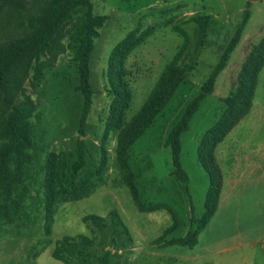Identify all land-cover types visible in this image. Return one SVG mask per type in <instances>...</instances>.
Returning a JSON list of instances; mask_svg holds the SVG:
<instances>
[{"label":"rangeland","instance_id":"obj_1","mask_svg":"<svg viewBox=\"0 0 264 264\" xmlns=\"http://www.w3.org/2000/svg\"><path fill=\"white\" fill-rule=\"evenodd\" d=\"M10 1H0V28H6L2 42L23 38L29 32L28 20L37 14L33 0H26V10L12 18ZM90 8L93 15L104 16L105 21L89 54L91 96L85 115L78 67L69 41L77 24L75 17L52 36L49 43L57 51H45L30 62L19 60L12 69V83L0 91V119L25 98L33 105L28 119L33 141L27 166L29 188L33 187L27 199L25 195L19 213L13 209V200L0 198V264H96L106 251L110 253L109 264H263L260 247L264 236V67L258 75L250 112L214 150L224 181L215 214L194 247L164 244L197 226V222L190 223L189 199L195 221L203 213L208 177L197 161L198 146L233 97L247 55L264 38V0H91ZM245 12L248 18L238 43L215 78L212 93L201 101L188 130L180 137L181 167L188 176L185 190L171 174L167 135L186 105L199 94L241 26ZM197 15L210 17L201 43H197L196 26L190 21ZM174 26L182 29L189 40L182 63L187 67V79L130 148L127 158L143 206L165 204L177 218L175 231L158 240L171 225V219L164 210H136L115 159L117 133L106 131L104 126L112 100L108 93V66L114 49L124 40L132 42L153 29L123 63V77L132 94L126 112L129 120L182 43L183 36L172 29ZM24 69L27 75L21 81ZM78 141L84 143L87 153L80 171L83 174L92 172L90 162L99 163L102 149L105 151L103 177L90 196L65 202H59L58 196L50 235L44 236L45 204L40 186L47 177L59 176L66 163L72 165L77 161ZM112 210L121 224L110 215ZM90 214L105 220L84 222L83 217ZM76 235L92 241L85 254L65 252L67 263L53 259L55 242ZM255 241L258 242L252 247Z\"/></svg>","mask_w":264,"mask_h":264},{"label":"trees","instance_id":"obj_2","mask_svg":"<svg viewBox=\"0 0 264 264\" xmlns=\"http://www.w3.org/2000/svg\"><path fill=\"white\" fill-rule=\"evenodd\" d=\"M90 1L45 0L41 3L38 0H33L32 5L37 14L27 22L29 32L25 33L21 39L8 40L7 42L0 41V91H3L12 83V69L19 60L23 59L26 62H30L33 59H38L45 51H52V53L57 51L58 48L54 44L49 43L52 36L63 24L75 17L77 24L70 34L69 41L74 61L78 67L79 88L84 100L83 115H85L91 96L88 68L89 54L93 39L105 21L104 16L91 13ZM9 4L13 12L12 18L14 15L26 10V0H11ZM247 18L248 13L245 12L241 26L229 40L218 62L201 86L199 94L186 105L179 120L167 135L166 144L169 148L171 166L173 167L171 174L184 185L185 190L187 189L185 184L188 182V176L181 167L180 137L182 133L188 130V124L201 101L205 96L212 93L215 78L224 68L231 51L238 43L242 27L245 25ZM209 20V16L202 15L190 18V21L196 26L197 43L202 42ZM172 29L183 36L182 43L172 59L165 65L138 111L129 120L126 119V112L130 107L132 94L123 77V63L127 55L143 43L153 32V29L149 28L132 42L124 40L114 49L108 66V93L112 100L104 124L106 131L117 133L115 159L123 171V183L129 191L136 210L142 213L164 210L171 219V225L163 231L158 240L175 231L177 218L171 208L165 204L143 206L135 183V176L128 166L127 158L130 148L167 106L178 86L187 79V67L182 65V63L189 49V40L182 29L176 26L172 27ZM5 30V27L0 28V39ZM263 67L264 38L247 55L242 64L233 97L225 105L217 121L204 133L200 140L197 150V161L208 177V188L203 203V213L198 218V221L194 219V208L189 199L190 223L197 222V226L193 231H188L180 238L168 240L164 246L194 247L197 244V237L215 214L222 190L223 176L216 162L214 150L240 120L250 112L257 87L258 75ZM26 72L27 69H24L21 74V81L26 77ZM32 112V102L29 98H25L24 102L14 107L8 116L0 119V198L2 200H13V209L16 213H19L25 195L27 199L28 192L33 187L29 188L27 179V166L30 158L29 149L33 141L28 119ZM79 133L82 135L83 131L80 130ZM77 146V161L72 165L66 163L59 176L51 179L47 177L45 182H49V184L42 182L40 186L42 199H44L45 204L43 218L46 224L44 236L50 235L57 197L61 196L58 199L59 202H65L90 196L96 191L100 185L101 177H103L107 163L105 151L102 149L103 153L99 163L92 164L90 162L92 172L83 174L80 171L87 161V153L82 141H78ZM110 215L117 218L121 224L115 210H112ZM89 220L98 223L103 222L105 219L93 214L83 217L84 222ZM74 240H77V242H73ZM91 246L92 241L83 235L64 237L55 242L51 256L55 260L67 263L64 256L65 252L84 255L87 247ZM109 256L110 253L108 251L104 252L97 258L96 264H109Z\"/></svg>","mask_w":264,"mask_h":264},{"label":"crops","instance_id":"obj_3","mask_svg":"<svg viewBox=\"0 0 264 264\" xmlns=\"http://www.w3.org/2000/svg\"><path fill=\"white\" fill-rule=\"evenodd\" d=\"M237 160H238V158H237ZM237 173H238V171H236L235 172V176L237 175ZM223 184H224V181H223ZM223 184H222V188H223ZM222 191V190H221ZM220 201H221V193H220V197H219V201H218V204L220 203ZM217 208H218V206H217ZM263 226H264V224H263ZM264 229V228H263ZM256 242H258V241H255L254 243H252V247H254L255 246V243ZM262 245H261V247H260V251H261V256L264 258V236H263V238H262ZM254 245V246H253ZM264 264V263H263Z\"/></svg>","mask_w":264,"mask_h":264}]
</instances>
